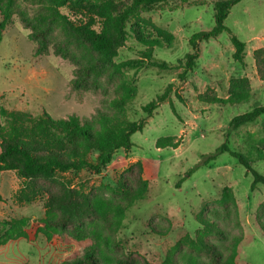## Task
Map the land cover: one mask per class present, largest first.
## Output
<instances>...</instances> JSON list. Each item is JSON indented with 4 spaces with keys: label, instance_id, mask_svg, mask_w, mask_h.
Returning <instances> with one entry per match:
<instances>
[{
    "label": "rangeland",
    "instance_id": "374dc122",
    "mask_svg": "<svg viewBox=\"0 0 264 264\" xmlns=\"http://www.w3.org/2000/svg\"><path fill=\"white\" fill-rule=\"evenodd\" d=\"M214 1L170 2L132 18L126 27V41L113 62L142 60L151 51L153 60L171 68L128 69L112 78L104 75L96 88L85 90L71 87L74 64L53 54V44L64 38L58 24L49 36L47 52L35 55L36 44L29 35L39 27L41 3L19 0L2 33L0 109L21 111L33 118L46 114L53 120L74 116L80 121H91L102 111L119 121H136L144 117L141 107L170 87L167 100L146 119L143 130L131 135V149L118 150L100 175L83 170L58 176L75 190L119 197L117 180L122 177L132 185L127 170L140 164L147 192L142 200L132 203L115 234L117 258L136 264H162L170 256L181 263V256L194 251L185 241L202 230L198 217L208 215L227 235L217 245L219 255L226 257L228 247L238 240L235 264H264V186L258 184L251 190V175L227 153L205 164L206 158L225 144L229 150L248 156L254 169L264 176V115L228 131L233 118L264 107V83L257 76L252 57L255 50L264 47V0L239 2L224 22L231 34L245 43L243 64L233 60L230 35L223 32L199 43L195 66L183 74L179 63L191 53L190 37L214 25ZM86 2L98 0L82 4ZM59 13L75 24L83 19L71 7L61 8ZM94 29L98 31V25ZM243 79L247 81V100L229 103L232 95L243 91L234 88L232 81ZM125 94H130L132 101L123 110L108 103ZM4 123L0 118V124ZM95 156L91 153L90 159ZM190 170L194 171L188 174ZM23 187L24 181L15 172H0V223L27 220L26 238L0 246V264H61L80 259L91 241H76L66 235L46 240L38 233L46 196L19 199ZM211 257L205 255L200 261L209 263Z\"/></svg>",
    "mask_w": 264,
    "mask_h": 264
},
{
    "label": "trees",
    "instance_id": "16d2710c",
    "mask_svg": "<svg viewBox=\"0 0 264 264\" xmlns=\"http://www.w3.org/2000/svg\"><path fill=\"white\" fill-rule=\"evenodd\" d=\"M19 0H0V43L2 33L10 24L11 16L17 8ZM24 2L33 0H22ZM85 0H35L41 3L43 13L37 14L39 27L29 35L36 44L35 55H44L49 47V36L54 24H58L64 38L53 44V54L62 60L74 64V78L71 87L75 90L96 88L104 75L112 78L128 69L145 67L168 70L165 62L152 59L151 51L146 52L142 60H128L118 64L113 62L118 49L124 45L127 37V24L141 13H148L161 5L170 2L187 4L190 0H98V3L82 4ZM243 0H215L213 2L214 25L209 31L193 34L188 45L191 53L179 63L183 74L190 72L199 57V43L216 38L221 33L230 35L233 46L232 58L243 64L245 43L237 39L226 28L224 22L230 9ZM71 7L82 16L77 24L69 21L59 13V9ZM96 17V19L92 18ZM23 22V17L20 18ZM98 25L96 31L94 26ZM153 44V43H152ZM256 73L264 83V47L252 54ZM232 85L242 92L235 93L228 99L229 103L237 104L247 100L244 93L247 81L234 80ZM170 93V87L162 95L141 107L144 117L136 121L117 120L105 112L97 111L91 121H80L74 116L66 119L53 120L46 114L33 118L21 111L0 109V172L13 171L24 181L20 198L25 201L45 194L44 219L38 229L46 240L54 236L66 235L76 241L89 239L91 245L82 257L61 264H136L114 256L117 246L115 234L122 228L126 211L132 203L142 200L147 192V182L141 179V166L134 164L127 170L132 185L127 179L120 177L116 183L119 197H105L101 191L85 193L75 190L58 179L59 174L78 173L83 170L100 175L110 164L113 155L120 149L130 150V137L141 132L146 119L164 103ZM132 101L130 94L115 96L108 103L123 110ZM264 115V107L233 118L229 130L254 121ZM177 147L176 144H172ZM96 153L95 159L90 154ZM227 153L242 166L252 177L250 189L258 184L264 186V176L254 169L253 161L245 155L229 150L222 144L206 158V163L213 161L219 154ZM135 173L132 175V169ZM194 170H190L191 174ZM115 194V191L112 193ZM202 225L201 232L188 242L194 249L193 254L182 257L180 263L167 256L162 264H235L238 240L228 247L229 254L219 255L218 243L225 241L224 230L208 215L198 217ZM26 219L2 221L0 223V246L19 238H26ZM213 235V236H211ZM210 237H214L211 239ZM231 244V243H230ZM216 250V252H215ZM212 256L209 263L201 262L205 255ZM218 254V256H217ZM222 254V252H221ZM204 255V256H203ZM222 256V257H221Z\"/></svg>",
    "mask_w": 264,
    "mask_h": 264
}]
</instances>
